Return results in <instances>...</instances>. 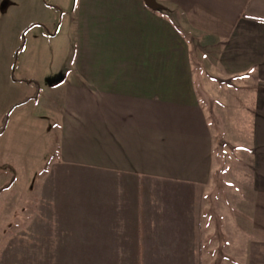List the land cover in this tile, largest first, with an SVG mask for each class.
<instances>
[{
    "label": "crops",
    "instance_id": "0c3cea01",
    "mask_svg": "<svg viewBox=\"0 0 264 264\" xmlns=\"http://www.w3.org/2000/svg\"><path fill=\"white\" fill-rule=\"evenodd\" d=\"M56 1L61 19L33 0L34 19L14 25L10 57L0 61V122L44 99L59 136L58 160L30 179L0 154V239L26 249L3 264H24L23 255L25 264H205V211L220 165L212 116L223 119L227 145L252 151L231 178L248 217L243 264H264V0ZM17 2L0 0L1 31ZM39 26L63 57L53 71L73 72L33 99V66L11 52ZM198 37L218 48L213 112L196 79ZM21 118L31 112L9 118L0 143Z\"/></svg>",
    "mask_w": 264,
    "mask_h": 264
},
{
    "label": "rangeland",
    "instance_id": "374dc122",
    "mask_svg": "<svg viewBox=\"0 0 264 264\" xmlns=\"http://www.w3.org/2000/svg\"><path fill=\"white\" fill-rule=\"evenodd\" d=\"M64 1V4H66L72 0ZM8 2L9 1H6L4 3V7H9ZM45 2L53 6L51 7L50 15L54 19H61L60 10L54 6L57 1L45 0ZM33 4V0H18V2L14 4L15 6L10 10V13L7 12V17L3 21V30H0V61L3 62L6 58L8 60L10 57V46L8 43L13 39L11 31L14 25L27 15L32 16L31 19H34L35 13H33L31 9ZM33 28L34 27H31V29L27 28V30H24L25 33H21L22 36L21 38L19 37V42L16 43L18 46L11 52V55H13V58L15 55L14 59L20 60L22 67L26 66L29 68L31 65L33 66L32 70L26 72V74L29 75L30 79L39 83V87L42 91L41 94L44 91V95L46 96L45 91H50L53 83L56 84L54 86H57L64 77H70L73 69L67 67L61 72L53 71L54 67L64 68L61 67L63 57L57 52V48L47 46L48 34L45 29L42 30L40 26L38 28L41 29L33 30ZM38 38L39 40H37ZM26 41H28V43ZM65 42L63 50H65L66 47L68 48L67 53L69 55L67 54V58L70 60V56L72 55L71 51L74 49L72 46L73 41L66 37ZM190 42L193 50V64L195 67L196 79L202 96V104L204 107L209 106V110L213 112L215 104L210 101L211 98L207 96V92H212L213 89L215 91L218 85L215 83L219 81L216 76L217 73L212 70V67L216 68L217 65L218 48L215 47V42H206L205 39L199 37L191 38ZM22 45H25L26 48ZM210 45H212V47ZM16 61L17 60H13L14 64ZM16 73V75L19 76L25 72L16 71ZM226 83L228 82L226 81ZM23 89L26 90V87ZM31 90H36L34 84ZM23 93H25V91H23ZM43 100L44 99L32 102L29 101L26 103L28 105L22 107L21 104L18 109L17 106H13L14 108L12 109L16 108L17 111L11 116V110L5 116L7 117V121H9V118L10 120L12 117L14 119V116H17L20 112H31L32 115L31 119H19V123L17 124L14 123L16 121L15 119L11 125L10 132L0 143L1 161L3 162L4 159L7 158V160L12 161V163H17V165H19V171H21L20 176L22 175L25 180L29 177L30 173L32 175L33 173L36 174V171L38 175H43L48 169L45 167L50 165L54 159L58 160L59 158V148L57 144V138L59 136L56 133L57 122L54 118V111L49 112V103ZM45 115H48L47 118L43 117ZM35 117L36 120L34 119ZM211 118L213 119V127H216L217 130H221L222 132L220 131L219 135H217L218 142L215 152L220 162L219 171L215 176V181L209 192L207 209L205 211L206 220L210 224L205 230V264H243L246 258L243 247H245L248 237V217L244 215L241 210V198L243 196L242 188L231 178V172L239 167L249 166L252 161V151L246 148L243 149L244 147L239 145H227L226 137L223 134V129H221L224 127L223 119H216L213 116ZM30 122H36L37 126L35 127V125H33L31 127L29 125ZM1 125L2 121L0 122V127ZM30 128L31 133L29 132ZM35 129L37 133L34 132ZM4 178L2 176V180ZM23 178H20L19 184L16 187V190H21V192L24 191V187L27 185V182L25 183ZM29 199H31L30 196H27L26 200L29 201ZM1 218L2 216L0 219ZM25 250L24 247L12 248V245L5 244V242L0 239V264L5 263L3 261L9 259L4 257H10L13 253L22 255L25 253ZM25 256L23 255L21 258L24 264L29 263L30 260V258Z\"/></svg>",
    "mask_w": 264,
    "mask_h": 264
},
{
    "label": "trees",
    "instance_id": "16d2710c",
    "mask_svg": "<svg viewBox=\"0 0 264 264\" xmlns=\"http://www.w3.org/2000/svg\"><path fill=\"white\" fill-rule=\"evenodd\" d=\"M27 82L30 83V84H32V83L34 84V82H31V81H27ZM60 83H62V81H61ZM57 84H59V83H57ZM35 85H37V84H35ZM54 85H56V84H54ZM36 89H37V92H36V94L34 95L33 99H38V97H39V95H40V88H39L38 85L36 86ZM7 123H8V121H7V117H5V118L3 119V121H2V125H1V127H0V135L3 134L4 131L6 130ZM220 170H221V169H220Z\"/></svg>",
    "mask_w": 264,
    "mask_h": 264
},
{
    "label": "water",
    "instance_id": "95a60500",
    "mask_svg": "<svg viewBox=\"0 0 264 264\" xmlns=\"http://www.w3.org/2000/svg\"><path fill=\"white\" fill-rule=\"evenodd\" d=\"M147 1V3H150V0H146Z\"/></svg>",
    "mask_w": 264,
    "mask_h": 264
}]
</instances>
